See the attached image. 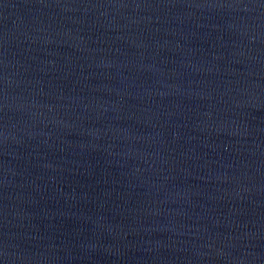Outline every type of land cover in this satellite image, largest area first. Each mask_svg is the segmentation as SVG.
I'll return each mask as SVG.
<instances>
[{
	"label": "water",
	"instance_id": "1",
	"mask_svg": "<svg viewBox=\"0 0 264 264\" xmlns=\"http://www.w3.org/2000/svg\"><path fill=\"white\" fill-rule=\"evenodd\" d=\"M0 264H264V0H0Z\"/></svg>",
	"mask_w": 264,
	"mask_h": 264
}]
</instances>
